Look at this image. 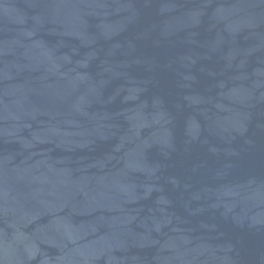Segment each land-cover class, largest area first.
Masks as SVG:
<instances>
[{"label": "water", "instance_id": "95a60500", "mask_svg": "<svg viewBox=\"0 0 264 264\" xmlns=\"http://www.w3.org/2000/svg\"><path fill=\"white\" fill-rule=\"evenodd\" d=\"M0 264H264V0H0Z\"/></svg>", "mask_w": 264, "mask_h": 264}]
</instances>
